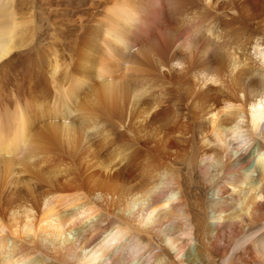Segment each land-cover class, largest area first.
I'll list each match as a JSON object with an SVG mask.
<instances>
[{
  "label": "bare ground",
  "instance_id": "bare-ground-1",
  "mask_svg": "<svg viewBox=\"0 0 264 264\" xmlns=\"http://www.w3.org/2000/svg\"><path fill=\"white\" fill-rule=\"evenodd\" d=\"M0 264H264V0H0Z\"/></svg>",
  "mask_w": 264,
  "mask_h": 264
},
{
  "label": "rangeland",
  "instance_id": "rangeland-1",
  "mask_svg": "<svg viewBox=\"0 0 264 264\" xmlns=\"http://www.w3.org/2000/svg\"><path fill=\"white\" fill-rule=\"evenodd\" d=\"M186 162H183V161H180V162H178L177 163V165H176V167L177 168H181L182 169V175L184 176V178H188V174H187V166H186ZM195 173H196V176H197V180L199 181V182H201V177H200V174H199V172L197 171V169L195 168ZM188 180V179H187ZM207 189V188H206ZM206 189H201L200 190V193H201V195H203V199H209V197H210V193H209V189L208 190H206ZM209 193V196H207V194ZM208 206V205H207ZM197 245H198V243H193V244H191V247H190V251L192 252V250L193 251H195L196 250V248H197Z\"/></svg>",
  "mask_w": 264,
  "mask_h": 264
}]
</instances>
